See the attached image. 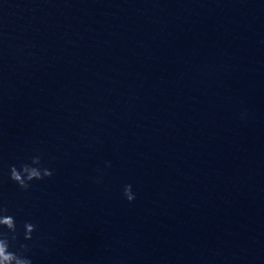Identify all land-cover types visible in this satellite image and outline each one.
Returning <instances> with one entry per match:
<instances>
[{
  "label": "water",
  "instance_id": "water-1",
  "mask_svg": "<svg viewBox=\"0 0 264 264\" xmlns=\"http://www.w3.org/2000/svg\"><path fill=\"white\" fill-rule=\"evenodd\" d=\"M0 203L34 264H264V0H0Z\"/></svg>",
  "mask_w": 264,
  "mask_h": 264
},
{
  "label": "clouds",
  "instance_id": "clouds-1",
  "mask_svg": "<svg viewBox=\"0 0 264 264\" xmlns=\"http://www.w3.org/2000/svg\"><path fill=\"white\" fill-rule=\"evenodd\" d=\"M111 161H105L110 166ZM55 169L49 166L48 160L42 151H35L26 158H17L15 163L8 167V177L19 188L28 190L36 181H43L54 174ZM97 177V182H101ZM123 196L132 202L136 198L131 183L123 186ZM37 224L32 220H24L22 225L23 241L20 240L16 214L5 204L0 203V264H34L27 243L32 240Z\"/></svg>",
  "mask_w": 264,
  "mask_h": 264
}]
</instances>
